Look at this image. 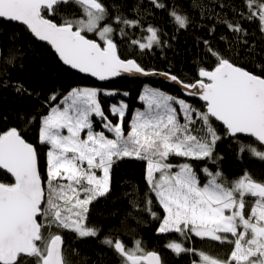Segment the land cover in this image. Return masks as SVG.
Segmentation results:
<instances>
[{"label": "snow or ice", "instance_id": "1", "mask_svg": "<svg viewBox=\"0 0 264 264\" xmlns=\"http://www.w3.org/2000/svg\"><path fill=\"white\" fill-rule=\"evenodd\" d=\"M190 7L199 8L202 17L223 25L232 35L231 40L220 37L227 44L226 53L203 41L215 62L212 67H198V79L191 83L170 71L149 70L134 58L137 49L143 55L154 46H167L158 27H143L153 10L165 11L177 30L191 25L189 11L179 4L169 5L165 0H0V65H12L15 60L14 47L4 45L22 43L16 32L11 36L7 32L8 24H18L80 73L100 81L122 74L161 75L203 102L197 107L184 98L145 87L139 95L144 109L132 113L125 128L128 104H112L109 112L115 120L109 119L99 89L72 88L55 104L60 94L53 93L38 129L39 143L48 147L46 180L36 146L25 139V130L36 117L17 111L15 123L9 124V116L0 109V170L11 180L0 181V264H69L62 235L51 229L67 230L81 240L97 238L101 230L87 223L91 205L110 195L114 166L126 158L145 162V181L163 217L153 210L151 197L142 207L136 202L133 207L160 220L158 234L178 233L184 240L195 236L213 246H229L223 257L187 248L176 240L165 248L178 257L198 256L192 264H264V180L245 170L229 181L219 169L212 172L204 167L201 171L208 179L201 184L191 163L222 160L216 149L224 140L235 141L238 156L247 152L264 162V150L256 146H264V63L256 62L254 47L245 49L255 64L253 70L240 66L237 58L250 35L241 21L254 22L264 39V0H243V8H237L233 0H192ZM137 28H143L146 35L133 38L129 30ZM209 31L215 32V25ZM89 33L96 39L88 38ZM116 36L133 49V58L121 57ZM8 87L17 95H31L22 84L0 80V88ZM97 118L100 131L94 127ZM241 135L256 143H241ZM174 157L186 159L173 164ZM100 243L116 264H165L160 252L146 251L139 239L129 247L119 237L106 235ZM97 255L95 264H109L107 252Z\"/></svg>", "mask_w": 264, "mask_h": 264}, {"label": "trees", "instance_id": "2", "mask_svg": "<svg viewBox=\"0 0 264 264\" xmlns=\"http://www.w3.org/2000/svg\"><path fill=\"white\" fill-rule=\"evenodd\" d=\"M169 5L176 3L189 11L192 23L187 29H179L170 21L167 13L162 10H153V15L143 21V27L152 24L161 30V40L167 46L155 47L143 55H139L137 49L136 58L145 68L157 72L170 71L180 76L185 82H195L198 67H212L214 57L207 53L204 40H208L212 47L226 53L227 44L221 40V35L227 36L229 40L232 35L220 24H215L214 20L202 17L199 8L190 7L192 0H165ZM237 8H243V0H233ZM131 8V4L129 5ZM216 11H221L219 8ZM228 18L232 19V13L227 9ZM129 16L133 14L131 11ZM59 19V17H57ZM242 26L249 31L246 37L248 45L239 50L238 61L240 66L248 70H253L255 64L245 55L246 48H255V58L257 63H264V39L261 38L254 22L241 21ZM215 25L216 31L210 32L209 29ZM133 38H142L146 35L143 28L129 30ZM7 32L11 36L16 32L17 39L22 41L19 44L7 43L6 49L14 47L15 60L12 65H0V80H7L11 84H22L28 93L23 96L17 95L13 87L0 88V109L9 116V124L15 123L13 117L17 111H26L36 119L34 123L25 130V139L36 146L40 157V171L43 179H47L46 173V152L48 147L41 145L38 140L39 119L49 110L48 97L53 93H58L59 98L53 104L58 103L64 94L72 88H96L99 90L113 91L116 95L108 96L101 93L105 114L109 119L115 120L109 109L112 104H116L119 99L128 104V113L125 122L131 119L132 113L138 109H144L143 102L139 100V95L144 87L150 86L158 88L171 95L186 99L189 103L199 107L202 102L195 98H185L174 86L167 83L152 80L141 81L128 78H118L115 80L98 83L88 77L82 76L69 68H66L57 58L50 47L33 38L26 29L18 24H8ZM88 38L96 39L94 34H87ZM119 45V54L122 58H133V49L122 41L119 36L115 37ZM258 71V69H257ZM128 92V96L122 95ZM95 130L100 131L101 126L94 123ZM223 135L222 126H220ZM241 143H256L251 138L240 137ZM256 146L264 150L263 146L256 143ZM217 154L222 155L223 159L213 164L211 162L195 161L194 168L197 170L201 184L206 183L208 177L201 171L207 167L212 172L218 169L223 172L229 180H234L247 170L256 179L264 180V162L250 156L247 152L237 155V145L235 141L224 140L218 143ZM186 158L174 157L173 164L185 162ZM145 162L135 159H124L118 162L112 173L111 193L107 198H100L94 202L90 208V216L87 221L89 226L98 227L101 231L97 238L78 239L74 233L67 230L57 229L55 226L52 232H59L64 239L65 256L69 264H95L99 253L107 252L105 259L109 264H116L112 253L100 243L106 235L119 237L129 247L132 246L134 239L143 242L146 251H158L162 254L165 264H192L193 260L199 257L192 254H182L176 256L165 244L169 241H181L187 248H194L209 252L212 255L225 256L229 246H213L200 238L192 236L184 240L178 233L158 234L156 229L159 227L160 220H154L148 213L138 211L133 207V202L141 207L146 198L153 200V210L162 218L163 210L156 203L154 195L149 192V187L145 181ZM0 181L11 182L10 177L0 171ZM46 187V185H45ZM47 234V233H46Z\"/></svg>", "mask_w": 264, "mask_h": 264}, {"label": "water", "instance_id": "3", "mask_svg": "<svg viewBox=\"0 0 264 264\" xmlns=\"http://www.w3.org/2000/svg\"><path fill=\"white\" fill-rule=\"evenodd\" d=\"M37 41H39V40H37ZM39 42H41V43H44V44H46V45H48L46 42H42V41H39ZM49 47H50V45H48ZM50 49H51V47H50ZM53 52H54V50L53 49H51ZM55 53V52H54ZM56 55V54H55ZM57 56V55H56ZM57 58H58V56H57ZM59 59V58H58ZM60 61V60H59ZM62 64H63V62L62 61H60ZM64 65V64H63ZM66 68H69L70 70H72V71H74V72H76V73H78V74H80V75H82V76H85V77H88V78H90V79H92V80H94V81H96V82H98V83H104V82H106V81H110V80H115V79H118V78H128V79H132V80H141V81H152V80H157V81H161V82H164V83H167V84H169V85H172V86H174L176 89H178L179 91H180V93H181V95L182 96H184L185 98H194V97H189V96H187L185 93H183L181 90H180V87L178 86V85H176V84H174V83H172L170 80H166L163 76H161V75H151V76H147V77H145V76H140V75H136V76H130V75H128V74H122L121 76H119V77H113V78H110V79H108V80H104V81H100V80H98L97 78H95V77H91L90 75H88V74H85V73H80L79 71H77V70H75V69H71L69 66H67V65H64ZM195 99H198V97H196ZM199 100V99H198ZM200 101V100H199ZM202 102V101H201ZM203 103V102H202ZM240 137H244L243 135H241ZM246 138H249V137H246ZM251 139H253V138H251ZM254 140V139H253ZM264 147V146H263ZM0 171H2L3 173H5L6 175H8L9 177H10V175L9 174H7L6 172H4V170H0Z\"/></svg>", "mask_w": 264, "mask_h": 264}, {"label": "rangeland", "instance_id": "4", "mask_svg": "<svg viewBox=\"0 0 264 264\" xmlns=\"http://www.w3.org/2000/svg\"><path fill=\"white\" fill-rule=\"evenodd\" d=\"M145 87H150V86H147V85H146ZM145 87H144V88H145ZM83 88H84V87H83ZM151 88H152V87H151ZM106 92H113V91H106V90H101V93H102V94H104V93H106ZM113 93H115V92H113ZM122 95H123V94H122ZM121 101H122V100H121V99H119V100L117 101V103H116V104H118V103H119V102H121ZM139 110H143V109H139ZM95 122H97L98 124H100V121H99V119H98V118L96 119V121H95Z\"/></svg>", "mask_w": 264, "mask_h": 264}]
</instances>
